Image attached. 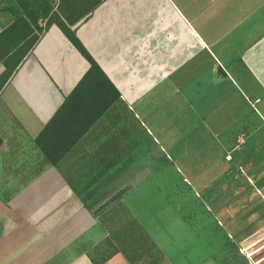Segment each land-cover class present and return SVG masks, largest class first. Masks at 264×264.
<instances>
[{
	"label": "crops",
	"instance_id": "crops-1",
	"mask_svg": "<svg viewBox=\"0 0 264 264\" xmlns=\"http://www.w3.org/2000/svg\"><path fill=\"white\" fill-rule=\"evenodd\" d=\"M56 3L101 72L54 24L0 91V264H253L264 0ZM13 23L0 8V33ZM169 173L195 175L176 226ZM221 232L233 242L192 261L191 237Z\"/></svg>",
	"mask_w": 264,
	"mask_h": 264
},
{
	"label": "trees",
	"instance_id": "trees-1",
	"mask_svg": "<svg viewBox=\"0 0 264 264\" xmlns=\"http://www.w3.org/2000/svg\"><path fill=\"white\" fill-rule=\"evenodd\" d=\"M101 3L100 1L96 6ZM61 8V4L57 7L56 0H11L6 12L13 16L14 23L6 31L0 33V63L6 67V71L0 77V91L54 24L59 26L75 48L90 63L91 71L101 72L97 63L77 38L76 32L61 19L58 14ZM42 23L45 24V28L41 26ZM37 32L40 33L38 36L35 35ZM19 53L21 56L12 61Z\"/></svg>",
	"mask_w": 264,
	"mask_h": 264
},
{
	"label": "rangeland",
	"instance_id": "rangeland-1",
	"mask_svg": "<svg viewBox=\"0 0 264 264\" xmlns=\"http://www.w3.org/2000/svg\"><path fill=\"white\" fill-rule=\"evenodd\" d=\"M0 6H1L0 7L1 11H7V9L10 6V2L7 0H2V3L0 4ZM41 26L43 28H45L44 23ZM39 34H40L39 32L35 33V35H37V36ZM20 56H21V54L19 53L16 58L12 59V61H15V59H17ZM5 71H6L5 65L0 63V74L5 72ZM191 162H194V158L191 159ZM176 164H178V163H176ZM178 165L180 166V163ZM182 175L177 174V173L167 174V179H165L164 181L168 182V185L172 188V190H169L167 192L168 198L167 197H160V199L158 200L159 204H160V206H159V209H160L159 216L160 217H164L166 219L169 218L172 220L174 219L175 221H177V219H178V217H180V215H182V214L188 215L190 213L189 211L186 210L187 208L180 207L178 198H181L180 194H182L184 197L188 196V193L186 190V185L184 184L183 179L188 177L192 181L193 177L195 175H193V174L192 175L182 174ZM182 177H184V178H182ZM195 191H197L196 187H195ZM193 193H195V192H193ZM193 193L191 191H189V197L190 198H192L191 195ZM156 208H158V207H156ZM195 214L198 215L199 213L196 212ZM193 220L194 219H192L191 222H194L193 225H195V227H196V225L200 224L199 221H197V220L193 221ZM170 224H172V223H170ZM177 224H178V221L176 223H173L174 226H176ZM212 225H214V224H212ZM174 228L175 227H173V229ZM192 232L194 233V230H192ZM221 235H222L221 238L219 237L216 239H212V240H210V242L209 241L205 242V244H203V239L202 240L199 239V241H198L197 238L191 237V239L189 241V249H190L189 257L192 259V261L194 260V262H201L204 258L206 260H209L212 256V254L209 253V250L213 247L216 248L217 246H219L218 244H216V242H218V241L222 242L223 245L229 244V243H231V241L233 242V239L230 240L229 238L224 237L225 236L224 232H221ZM198 247H199V250L197 251ZM244 255H246V253ZM228 256L229 255H222L223 262L226 263L225 260H226V258L228 259ZM236 262H237V264H248L247 259L242 255L236 256Z\"/></svg>",
	"mask_w": 264,
	"mask_h": 264
},
{
	"label": "built area",
	"instance_id": "built-area-1",
	"mask_svg": "<svg viewBox=\"0 0 264 264\" xmlns=\"http://www.w3.org/2000/svg\"><path fill=\"white\" fill-rule=\"evenodd\" d=\"M1 3H2V0H0V4ZM258 102L259 101H256V103ZM243 143H244L243 140L239 142V144H243ZM226 159L228 161H231L233 159L232 154L227 155ZM263 249H264V245L259 248L255 247L250 252L246 253V255L253 264H264V251H262Z\"/></svg>",
	"mask_w": 264,
	"mask_h": 264
}]
</instances>
